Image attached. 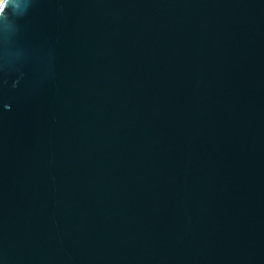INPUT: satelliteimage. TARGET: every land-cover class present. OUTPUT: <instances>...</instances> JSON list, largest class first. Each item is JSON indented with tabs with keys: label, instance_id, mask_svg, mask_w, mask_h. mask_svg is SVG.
Listing matches in <instances>:
<instances>
[{
	"label": "water",
	"instance_id": "1",
	"mask_svg": "<svg viewBox=\"0 0 264 264\" xmlns=\"http://www.w3.org/2000/svg\"><path fill=\"white\" fill-rule=\"evenodd\" d=\"M0 264H264V0H9Z\"/></svg>",
	"mask_w": 264,
	"mask_h": 264
},
{
	"label": "clouds",
	"instance_id": "2",
	"mask_svg": "<svg viewBox=\"0 0 264 264\" xmlns=\"http://www.w3.org/2000/svg\"><path fill=\"white\" fill-rule=\"evenodd\" d=\"M8 2L9 0H0V14H3V9L7 6Z\"/></svg>",
	"mask_w": 264,
	"mask_h": 264
}]
</instances>
